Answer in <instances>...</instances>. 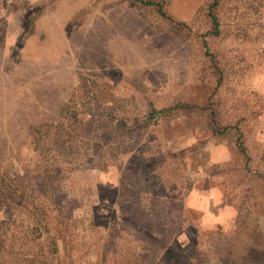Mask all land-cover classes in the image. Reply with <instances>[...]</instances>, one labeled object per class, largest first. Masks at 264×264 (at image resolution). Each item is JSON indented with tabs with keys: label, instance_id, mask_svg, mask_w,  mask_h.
I'll list each match as a JSON object with an SVG mask.
<instances>
[{
	"label": "rangeland",
	"instance_id": "obj_1",
	"mask_svg": "<svg viewBox=\"0 0 264 264\" xmlns=\"http://www.w3.org/2000/svg\"><path fill=\"white\" fill-rule=\"evenodd\" d=\"M143 1L0 0V264H264V0Z\"/></svg>",
	"mask_w": 264,
	"mask_h": 264
},
{
	"label": "trees",
	"instance_id": "obj_2",
	"mask_svg": "<svg viewBox=\"0 0 264 264\" xmlns=\"http://www.w3.org/2000/svg\"><path fill=\"white\" fill-rule=\"evenodd\" d=\"M145 4H157L159 5L160 7L163 6V1H143V0H139ZM222 0H213L212 3L209 4L208 7H210L211 9L213 7H215L216 5L218 6L220 3H221ZM213 16V15H211ZM214 19V17H213ZM216 20V19H214ZM216 22V21H215ZM216 26V24H215ZM218 26V24H217ZM216 28V27H215ZM170 108H167V109H161V110H156L154 107H151L150 111H149V115H148V118H153L155 113L156 114H161L163 112H166V111H169ZM216 120H210V125L212 126V130H211V134H213L215 137H217V135L219 134L220 131H218L219 129H217L219 127V125L217 126L216 124ZM236 146H235V152L236 150L241 154L243 155L245 158H247L246 156V153H245V147L243 145V142L241 140V135L237 133V138H236V142H235ZM172 264H175V263H172Z\"/></svg>",
	"mask_w": 264,
	"mask_h": 264
}]
</instances>
